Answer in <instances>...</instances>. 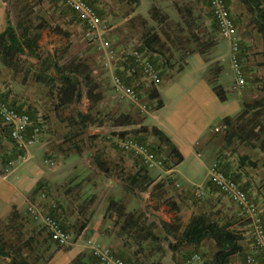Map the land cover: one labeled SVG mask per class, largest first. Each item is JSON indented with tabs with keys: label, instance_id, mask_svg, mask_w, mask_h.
Wrapping results in <instances>:
<instances>
[{
	"label": "rangeland",
	"instance_id": "rangeland-1",
	"mask_svg": "<svg viewBox=\"0 0 264 264\" xmlns=\"http://www.w3.org/2000/svg\"><path fill=\"white\" fill-rule=\"evenodd\" d=\"M92 1L100 10L108 36L119 52L138 46L142 41V33L148 28L158 33L161 43L155 54L158 63L163 67L167 63L171 64L163 69L160 84L165 112L169 101L166 88L167 73L170 72L167 70L180 71L188 55L197 50L207 66L206 73L204 68L199 69L196 55H192L189 66L176 76V80L178 78V82L181 80L183 84H192L204 81L206 76L209 83L217 78L216 82L227 92L228 97L236 95L241 98L242 102L237 103L239 111L243 109L244 112L240 117V113L231 116L230 124H223L222 119L216 121L220 126L219 131L209 134L208 143L198 144L202 163L187 158L178 168L176 177L167 175L149 185L141 183V179L134 180L136 172L141 169L140 163L135 154L118 147L119 139L125 136L145 137L146 145L157 148L158 155L165 162L163 166L170 162L164 144L153 135L136 131L142 126L140 124L147 116L146 111L156 107V103L148 97L154 86L143 80L138 81L141 100L147 103L146 111H141L128 98H119L111 87L109 72L101 66L97 52L84 34L83 26L61 0L4 2L6 20L10 24L15 25L17 14L25 15L32 25L45 24L39 39L42 58L47 55L50 59H57L59 64L71 59L86 62L91 67L99 96L97 101H89L85 96V87L81 86L82 96L79 101L68 106H58L57 80L48 57L43 61L23 55L16 70L5 66L0 58V80L4 86L0 87V93L14 105L29 110L42 123L40 140L26 150H19L10 138L0 135V174L34 165L43 170V180H46L45 184L42 179L37 181L22 211L13 206L7 216L0 217V227L8 226L10 229L4 230L8 241L21 244L29 238L27 245L21 247V252L33 264H69L76 257L72 249L75 244L82 246L77 254H84L81 259L87 262L86 256L91 254L88 239L111 247L123 258H130L134 264H208L214 251L211 240L205 239L197 246L186 245L161 227V222H165L173 226L172 230L177 227V234H180L190 217L202 214L220 223H228L241 233L242 250L230 258V264H246V254L256 257L254 264H262L252 244L248 221L238 207L210 184L207 172L214 162L227 166L228 174L246 186L245 189L261 210L264 224L263 155L257 147H252L255 139H242L244 133L238 130L239 125H244V130L249 128V117L256 110L260 112L258 119L264 123V85L260 79L263 71L260 65L262 42L249 23L244 7L239 0H228L231 13L236 18V32L245 44L242 64L246 71V83L242 87H235L229 43L218 35L211 24L205 0H135L133 3L129 0ZM152 6L158 8L159 14H165L163 22L151 18ZM43 76L54 78L47 84L41 81ZM14 82L19 92L17 96L20 97L12 100L8 93L12 92L13 87L9 85ZM231 109L228 113L232 114ZM87 111L94 121L82 128L77 113ZM124 115L128 118L127 122L115 125L116 119L121 120ZM216 122H213V128ZM121 132L124 134L121 135ZM75 146L80 148L78 153L83 157L86 146L92 149L95 157L105 161L108 173L105 177H115L118 182L110 180V185L105 187L102 184L97 193H88L81 182L72 185V182L63 178V186L56 188L55 193L58 194L53 199L55 206L49 205L48 196L53 194L48 191L51 187L47 182H59L62 179L59 161L77 152ZM87 153L89 155L86 156L93 154ZM250 160L255 161L256 165L251 166ZM94 181L97 183V180ZM110 198L122 202L125 210L128 203L136 204L133 217H136L137 223L149 228L157 238H142L143 232L138 230L137 224L126 223V216H119L113 208L107 210ZM32 204L58 218L69 234L67 244L54 242L47 236L42 229V222L32 218L28 212V206ZM13 210L16 214L11 218ZM87 231H95L97 234L88 235ZM98 233H105L106 236L100 239ZM193 254H198L200 259L189 261ZM96 261L88 264H101ZM0 264H8V259L0 256Z\"/></svg>",
	"mask_w": 264,
	"mask_h": 264
},
{
	"label": "trees",
	"instance_id": "trees-1",
	"mask_svg": "<svg viewBox=\"0 0 264 264\" xmlns=\"http://www.w3.org/2000/svg\"><path fill=\"white\" fill-rule=\"evenodd\" d=\"M6 1L8 0H3V2H6ZM85 1L96 10V12L99 14L101 20L104 23V20L101 16V12L99 9H97L94 6L95 5L94 2L92 0H85ZM129 1L133 3L135 0H129ZM205 2L207 4V0H205ZM225 2L230 12V15L232 17V20L234 22V25H236V18L231 13L230 3L228 0H225ZM239 2L244 7L245 12L247 13L249 17V23L252 24L256 33L259 34L261 42H262L260 65L263 71H262V78L260 79H261L262 84L264 85V0H239ZM207 7H208V4H207ZM150 16L153 20H157L160 22H163L164 18L166 17L165 14H159L158 8L154 6L151 7ZM210 17H211V24L215 27L218 33L216 23L214 19L212 18L211 14H210ZM44 27H45V24L43 23L32 25L30 22V19L25 17V15L20 16L19 14H17V21L15 25L10 24L9 20L7 19L4 30L0 32V58L3 61V64L12 70H16V67L21 59V56L23 55L33 57L37 60L45 61L44 58L48 56L46 55V57L42 58L43 51H41L40 46H39V39L41 36L40 31ZM57 31L60 32L61 30L57 29ZM141 40L142 41L138 46H134L131 48H136L140 52H143L152 61L155 67L159 70L160 81H161V77L163 75V69L164 68L166 69L167 68L166 66L171 65V64L167 63V65H164L163 67V66H160L158 63L157 56L155 54L156 52L159 51L158 46L161 45L160 37L157 32L151 31L150 28H148L144 30V32L142 33ZM244 45L245 44L242 42L240 38L239 60L241 63V67L244 71V74H246L245 67L242 64V59L244 57V50H245ZM114 47L116 48V46ZM196 52L200 53L199 50H197ZM48 58L50 59V57ZM49 63L51 67L54 69V74L57 80V85H58L57 86V99H58L57 105L58 106H68L70 104H73L79 101V99L82 96L81 86L85 87V96L89 101L98 100L99 96H98V92H96L97 84L91 75V72H92L91 67L86 62L79 60V59H71L64 64H59L57 59H50ZM53 78H54L53 76L48 77V78H44L43 76L42 78L43 80L41 81H44L45 83L48 84L50 83V79H53ZM125 80L128 83L131 82V80L128 78H125ZM216 80L217 78H213L210 81L211 88L214 91V93L217 95L220 101H225L228 98L227 92L221 87V85H219L216 82ZM137 90L141 91L138 85H137ZM0 96L4 100L8 101L7 97L4 94L0 93ZM148 97L150 99H154V98L158 99V91L156 90V86L152 88L151 92L148 94ZM11 104L15 106L17 110H21V111L23 110L19 106H16L13 103ZM159 104L160 102L156 103V106H158ZM25 111L29 114L33 123L37 125L41 131L42 123L40 121H37L29 110H25ZM243 112L244 110L242 109L238 116L240 117L243 114ZM259 113H260L259 110H256L251 114V116L249 117V122L251 123V125L249 126L247 130L243 129L244 125H239L238 130L241 131V133H244L242 136V139L248 138L249 140V138L251 137L255 139V143L252 142L251 145L252 147H257L262 153L263 155L262 165L264 167V123H262L258 119ZM77 118L82 128H85L88 125H91L94 121L89 111L78 112ZM127 120H128L127 116L124 115L122 116L121 120L116 119L115 125H123L124 123L127 122ZM230 122H231V117L229 116L222 119L223 124H230ZM0 124H1L0 135H4L10 138L8 127L4 125L1 121H0ZM136 131L143 132L144 134L153 135L154 137H156V139L160 143L166 146L167 155L169 157L170 162H168L167 165L164 166L165 168L171 169L181 161L182 159L181 154L178 152L176 147L170 142L167 136L159 128L153 125L140 126ZM120 134L123 135L124 133L121 132ZM144 138L145 137L134 138V139L137 140L138 142L145 144ZM146 146L158 155L157 148L153 146H148V145ZM75 148L77 149L78 147L75 146ZM78 151H80V148L77 149V152ZM137 159L140 163L141 169L136 172V176L134 177V180L141 179V183H144L145 185H149L152 182V180L150 176L147 174V169L141 164L138 157ZM95 163L100 171H103L105 173L107 172V166L105 165V161L103 159L96 156ZM214 163H216L218 169H220L227 177H230L235 182H237L239 186L247 193V195H249V192L245 189L246 186L241 185L236 180L235 177H232L231 175L228 174L227 166H224V165L221 166L217 162H214ZM249 164L251 166H255L256 162L250 160ZM209 182L214 188H216L210 180ZM111 208H113L116 212H118L119 216H126V219H127L126 223L137 224L138 230L143 232L142 238H145V239H148V238L156 239L157 238V236H155V234H153V232L149 228H147L143 224L141 225L137 223V221L135 220L136 217H133V214H132L134 212V209L131 211L125 210L124 204L114 199H111L110 202L108 203L107 210ZM15 214L16 213L13 210L10 214V217L14 218ZM50 215L58 220L56 216L52 214ZM261 220L263 222L262 214H261ZM262 226L264 228V224H262ZM61 227L64 231H66L62 225ZM161 227L164 230H167L169 234H172L173 238L179 239L186 245L197 246L205 239L211 240L214 246V251L212 253V257L208 264H230V258L242 250V245L240 241L243 237L241 236V233L238 230L231 228L228 223H220L217 220L209 219L202 214H197V215L190 217V219L188 220V222L186 223V225L184 226L180 234H177V230H178L177 227L176 229L173 228L172 230L173 226L165 222H161ZM3 228L0 227V256L3 258H7L8 264H33V262L29 261L26 258V256L23 255V253L21 252L22 250L21 247L23 245H27L29 238L25 239L23 242H20L21 244H19V242L8 241V238L6 237V232H4V230L7 229L8 226H4ZM42 229H44V231H46L47 233V236L50 237L44 225L42 226ZM8 230L10 229L8 228ZM111 250L118 257H120L125 262V264H134L130 258H127V257L123 258L120 254H118L112 248ZM246 255L244 256V262L246 259ZM83 256L84 254H77L76 257L69 264H88L89 262L92 263L97 260L93 256V254L88 253L86 256L87 258V262H86V260L81 259V257Z\"/></svg>",
	"mask_w": 264,
	"mask_h": 264
},
{
	"label": "built area",
	"instance_id": "built-area-1",
	"mask_svg": "<svg viewBox=\"0 0 264 264\" xmlns=\"http://www.w3.org/2000/svg\"><path fill=\"white\" fill-rule=\"evenodd\" d=\"M61 2L77 16L83 26L84 34L97 52L101 66L110 74L111 87L117 96L128 98L141 111H146L147 104L141 100V91L137 90V85L139 80L152 86H157L160 82L159 70L152 61L136 48H127L119 52L108 38V29L99 14L85 0H61ZM207 4L220 37L229 43V59L235 75L234 86L242 87L246 83V77L239 60L240 37L226 2L225 0H207ZM125 78L130 79L131 82L128 83ZM0 121L8 127L10 138L19 150H26L39 141L40 128L33 123L29 114L25 110H17L9 100L6 101L1 96ZM117 145L120 149L135 154L146 169L164 167L161 157L133 137L125 136L118 140ZM207 172L209 180L217 190L238 207L244 219L248 221L252 244L258 252V259L264 264V228L258 205L237 182L218 169L216 163H213ZM28 212L32 218L42 222L52 241L60 244L69 242V234L62 229L59 221L44 212L42 207L29 205ZM87 244L91 254L101 264H125L108 246L100 245L91 239L87 240ZM199 259L198 254H193L189 261ZM245 262L254 264L256 257L247 254Z\"/></svg>",
	"mask_w": 264,
	"mask_h": 264
},
{
	"label": "crops",
	"instance_id": "crops-1",
	"mask_svg": "<svg viewBox=\"0 0 264 264\" xmlns=\"http://www.w3.org/2000/svg\"><path fill=\"white\" fill-rule=\"evenodd\" d=\"M5 10V4L3 0H0V32H2L6 26ZM192 55H196L199 69L204 68L206 73L207 66L203 57L198 52L188 55L186 63L180 71L172 72L167 70V72H170L169 74L167 73L168 83L166 90L167 100H169L167 101V112L164 111L166 106L163 101L164 99L162 98V90H160V84L162 82L160 81L156 86L158 99H151V101H154L155 103L160 102V104L151 110H147V116L140 124L142 126L153 125L159 128L182 156L181 161L171 169L165 167L147 169V174L150 176L152 183H155L162 177H167V175L176 177L175 175L178 168L187 161V158L196 163H202L200 152L197 149V147L200 146L198 144L200 142L208 143L209 134L212 131H219L220 126L217 124L218 121L227 116L231 117L240 113V106L237 101L242 102L241 98L236 95H229L225 101H220L212 90L207 76L206 79H203L204 81H200V83L196 82L190 84L189 82L188 84H183L181 80L179 82L177 81L179 80L178 78L176 80V76L179 73L184 72L186 67L189 66V58ZM2 86L0 80V87ZM9 87H13L12 92L8 93L9 97H11L12 100L18 99L20 96H17L19 92L15 89V82L10 84ZM9 87L7 86L6 89L8 90ZM231 108L233 109L232 114L228 113ZM213 122H216L217 124L214 128L212 127ZM87 151L93 154L91 156H86L89 155ZM84 153L85 156L83 157V155L81 156L78 152H74L71 155L64 156L63 159L59 161V166L62 170V179L59 182H57V180H55V182H53V180L47 182L49 187H51L50 189L48 188V191L53 194L51 197L48 196L49 205L55 206L56 202L53 201V199L54 196L58 194L55 193L56 188L61 185L63 186V178L66 180L68 179L67 182H72V185L81 182V184L88 190V193H97L101 190L102 184H104L105 187L110 185V180L118 182L115 177H105L108 173L99 170L95 163V154L92 152V149L86 146ZM43 177H45L43 170L34 165L24 166L16 170L8 171L5 174H0V217L7 216L13 206L19 211H22L27 204L28 195L29 193H33L37 181L42 179L45 184L46 180H43ZM94 180H97V183H95ZM106 180H108L109 183L106 182ZM98 184L99 187L97 186ZM111 185V187H113V184ZM52 187L54 191H52ZM107 195L110 196L111 193L108 192ZM63 196L64 194L62 193L61 197ZM110 199L108 200V203L110 202ZM135 206L137 205L130 202L126 205V209L127 211H131L135 209ZM59 209H61L60 206ZM102 217L103 215L101 218ZM99 225L100 224H98V226ZM87 234L95 235L97 232L87 231ZM98 234L100 239H103L102 237L106 236L105 233ZM79 247L82 246L75 244L72 248L76 255L82 250V248Z\"/></svg>",
	"mask_w": 264,
	"mask_h": 264
}]
</instances>
